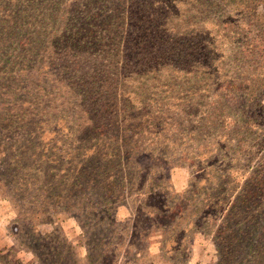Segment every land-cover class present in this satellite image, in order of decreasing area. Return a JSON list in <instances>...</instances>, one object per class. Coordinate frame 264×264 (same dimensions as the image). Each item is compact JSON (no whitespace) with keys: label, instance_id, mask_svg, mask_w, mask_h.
Listing matches in <instances>:
<instances>
[{"label":"trees","instance_id":"16d2710c","mask_svg":"<svg viewBox=\"0 0 264 264\" xmlns=\"http://www.w3.org/2000/svg\"><path fill=\"white\" fill-rule=\"evenodd\" d=\"M20 60L23 68L40 63L39 75L57 72L70 100L81 104L78 116L91 118H80L78 130L106 142L101 154H72L83 166L68 182L96 191L99 202L90 199L85 209L101 205L100 224L128 227L137 244L131 262L156 233L163 257L183 256L192 235L213 222L222 258L240 264L247 246L252 255L264 206V0H0V72L16 70ZM12 112L4 117L11 123L34 124L32 115L23 120V108ZM4 122L0 137L13 127ZM182 122L191 126L181 155L197 145L192 165L203 166V184L176 193L152 184L164 177L141 143L151 130L150 147L176 146ZM134 129L141 131L135 141ZM247 160L258 163L249 173ZM212 161L218 165L206 168ZM130 192L131 218L118 222L115 209L128 205ZM201 192L206 198L194 203Z\"/></svg>","mask_w":264,"mask_h":264},{"label":"rangeland","instance_id":"374dc122","mask_svg":"<svg viewBox=\"0 0 264 264\" xmlns=\"http://www.w3.org/2000/svg\"><path fill=\"white\" fill-rule=\"evenodd\" d=\"M36 65L42 66L38 63L23 68L20 60L16 70L7 71L9 74L0 72V123L5 124L6 120L13 126L9 134L4 133L0 137V172L4 170L3 175H0L4 184V187L0 184V262L2 264H230L216 250V239L213 236V230L216 228L214 222L208 226L203 225L200 233L192 235L189 252L183 256L169 259L170 253H167L163 257L160 252L162 238L156 233L150 237V244L144 255L140 257V261H130V256L134 253L132 246L137 244L133 243L134 237L128 235V227L125 229L120 226L114 227L110 225V221L100 224L99 216L104 215L103 207L95 204V213H92L94 210L89 207L85 209L87 205L92 207L93 204H89L90 199L98 200L96 191L93 193L84 189L78 190L73 185L70 186L73 182H68L83 166L76 165L77 162L72 158V154L75 152L80 156L88 149L101 154L104 152L106 142L94 139V136L91 138L93 134L91 130L88 131L86 128L78 130L79 119L88 122L90 116H78L77 111L80 108L77 105L81 106V104L77 100H70V94L67 93L70 87L60 84L56 79L57 72L47 70L39 75L34 68ZM63 77L64 75H61L60 79L63 80ZM262 104L264 106V99ZM17 108H23L26 112L25 117L21 116L24 117L23 120L32 115L30 119L34 124L24 128L20 127L17 118L14 119V123L4 118L6 114H14L8 111ZM182 123V135L179 133L173 136V139L177 140L176 146H169L167 141L163 140L164 142L150 147L153 138L150 135L151 130L144 132L148 133V136L144 135L145 139L141 143H146L141 149L148 146L143 151L145 159L150 158L152 163L156 162L155 168H159L164 179L168 180L165 183L166 180L160 178V181H153L152 184L165 187V191L166 187H169L176 193L203 184V171L198 173L197 169L203 166L192 165L194 160L192 148L197 145L193 146L186 156L181 155L185 150L181 142L191 126ZM140 132L134 129L132 133L136 136L133 141ZM259 134L264 140V122ZM260 151L264 158V150ZM123 161L125 162L124 159ZM217 165L218 163L212 161L205 167ZM242 165L249 173L258 163L247 160L243 161ZM140 166L142 167V164ZM250 167L252 168L249 169ZM137 170H129L126 173ZM81 179L82 182L85 181ZM125 185L129 186L128 183ZM145 186L150 187L151 183L146 182ZM199 194L201 195L195 197L194 203H201L200 201L206 198L202 196L203 192ZM131 196L132 193H128L127 206H119L115 209L114 216L118 222L125 223L131 218L128 208L132 206L131 200L134 199ZM194 206L190 205L188 210H192ZM259 211L261 212L258 231L255 233L254 244L250 243L253 253L247 254L246 249L249 247L247 246L243 256H240L243 258L240 264H264V206L260 205ZM140 226L143 230L149 228L142 223L138 225ZM123 241V247L118 248L119 242Z\"/></svg>","mask_w":264,"mask_h":264},{"label":"crops","instance_id":"0c3cea01","mask_svg":"<svg viewBox=\"0 0 264 264\" xmlns=\"http://www.w3.org/2000/svg\"><path fill=\"white\" fill-rule=\"evenodd\" d=\"M2 250V249H1ZM0 264H2L1 262H0ZM9 264V263H8Z\"/></svg>","mask_w":264,"mask_h":264}]
</instances>
